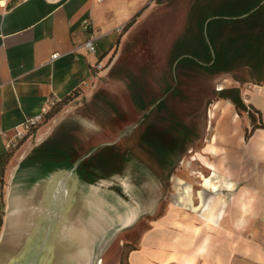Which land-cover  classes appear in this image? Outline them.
Masks as SVG:
<instances>
[{
	"label": "crops",
	"instance_id": "0c3cea01",
	"mask_svg": "<svg viewBox=\"0 0 264 264\" xmlns=\"http://www.w3.org/2000/svg\"><path fill=\"white\" fill-rule=\"evenodd\" d=\"M153 1L0 0V241L11 239L16 253L63 254L58 264L72 263L67 256L72 253L73 259L83 264H98L100 260L104 262L100 257L102 237L112 228H129L140 218L150 216V226L128 253L129 264H264V242L255 225L264 222V127L256 128L246 138L252 122L244 120L228 98L222 97L213 104L220 106L215 116L218 121L213 127L214 117L209 116L212 132L203 151L194 156L204 166L199 154L207 157L219 173L221 187L228 178L235 184L234 191H221L225 212L215 221H208L202 208L197 211L174 206L166 213L158 212L161 199L156 197L136 201L133 206L137 207V215L129 223L124 221L125 215L133 211L130 204H125L123 210L119 206L117 215L110 214L106 209L114 213L117 203L115 197H101L99 193V143H87L88 137L83 136L78 140L77 133L52 134V126L44 125L35 128L33 134L30 132L18 147H7L8 140L24 123L46 113L44 108L49 109L54 102L81 88L88 89L84 82H98L102 71L97 63L108 61L112 50L144 19ZM210 10L199 1L191 7L189 27L171 50L175 65L191 56L182 50L185 46L199 43L197 17L201 15H208L204 34L212 53L207 24L219 17L212 13L219 12ZM137 14L138 20L125 30ZM87 22L91 25L88 29ZM90 36L95 40L96 52L84 46ZM56 52L59 56L53 59ZM129 88L139 109L146 110L153 104L154 101H146L138 77L130 76ZM134 93L140 94L145 106L137 103ZM245 99L250 110L261 112L263 119L257 124H264V85L246 92ZM106 102L113 104L109 99ZM226 103L231 107L227 112ZM163 105L161 100L158 108ZM95 126L93 121L88 122L91 141L97 139ZM142 140L156 158L161 154L152 145L165 149L154 138L147 136ZM106 144L112 146L110 142ZM211 145L214 150L209 149ZM205 170L213 172L206 166ZM228 194L233 196L231 203L235 208L230 212ZM240 194L244 195L248 211L246 226L238 228L232 222L243 216ZM102 219L107 224L101 223Z\"/></svg>",
	"mask_w": 264,
	"mask_h": 264
},
{
	"label": "rangeland",
	"instance_id": "374dc122",
	"mask_svg": "<svg viewBox=\"0 0 264 264\" xmlns=\"http://www.w3.org/2000/svg\"><path fill=\"white\" fill-rule=\"evenodd\" d=\"M196 1L203 8L210 7V11L238 15L258 0H154L144 19L130 30L109 54L108 61L98 68L102 71L98 82L64 99L68 102L61 104L56 114L53 112L58 102L52 104L31 130L33 134L35 128L51 125L52 134L74 132L79 135L78 140L88 137L85 142L99 143V193L101 197H115L117 203L114 213L106 209L110 214L117 215L119 206L123 210L125 204L133 205L141 198L150 197L161 199L158 212L166 213L174 206L189 210L187 202H175L186 184L192 185L194 204L199 205L197 211L202 203L200 191L205 200L219 195L204 190L199 173L210 174L202 162L193 160L196 152L203 151L212 132L209 109L222 98L219 90L223 88H238L248 104L246 92L264 85V71L260 73L247 64L215 74L190 65H175L176 58L171 50L176 39L189 27V12ZM132 75L141 80L146 101H154L146 110L139 109L132 99L129 88ZM107 99L113 104L107 103ZM161 100L164 105L158 108ZM253 112L256 122L262 121L261 112ZM216 117L212 119L213 127L218 121ZM241 117L252 122L248 111H242ZM91 121L97 125V139L92 141L88 130ZM147 136L165 147L167 155L163 159L156 158L149 144L142 140ZM109 142L111 147H107ZM183 179L186 184H180ZM228 197L227 210L234 211L233 196L228 194ZM145 217L129 228H112L99 242L102 247L100 257L104 258L105 264L126 263L129 250L138 245L140 234L150 226V216ZM105 222L102 219L101 223ZM255 225L261 231L260 241L264 242V222L258 221Z\"/></svg>",
	"mask_w": 264,
	"mask_h": 264
},
{
	"label": "trees",
	"instance_id": "16d2710c",
	"mask_svg": "<svg viewBox=\"0 0 264 264\" xmlns=\"http://www.w3.org/2000/svg\"><path fill=\"white\" fill-rule=\"evenodd\" d=\"M258 0L256 3L250 5L246 11L240 14H226V13H212V15H219L213 18L208 24V36L212 42V47L215 51V57L212 56L210 47L207 43L204 34V25L208 15H201L197 25V43L196 45L185 46L184 50L189 57H185L180 61V65H190L198 69L205 70L209 73L215 74L220 72H228L237 67L239 64H247L258 70L260 73L264 71V3ZM259 7L245 17H238L244 13L250 12L256 6ZM137 14L125 26L127 30L137 20ZM182 46V45H181ZM180 46V48H181ZM182 52V51H181ZM202 61V63L200 62ZM78 92V91H76ZM69 96L54 102L57 106L54 108L53 114H56L61 109V104L68 102L64 100ZM133 97L142 107V97L138 93H134ZM220 97L230 99L241 115L242 111H248L252 118V129L247 130L246 138H249L252 132L258 127H264L263 123L257 124L254 118V110H250L243 100L240 90L238 88H223L220 90ZM64 100L63 102H60ZM60 102V103H59ZM155 152L161 154L158 158L165 157L166 150L160 146L152 145ZM164 155V156H163ZM135 247H132L133 249ZM130 249V250H131ZM129 250V251H130ZM125 264H129L126 261Z\"/></svg>",
	"mask_w": 264,
	"mask_h": 264
},
{
	"label": "bare ground",
	"instance_id": "6f19581e",
	"mask_svg": "<svg viewBox=\"0 0 264 264\" xmlns=\"http://www.w3.org/2000/svg\"><path fill=\"white\" fill-rule=\"evenodd\" d=\"M227 105H225V112H227L228 108H231L229 106V103H226ZM218 108H220V106L218 104L213 105V108L210 110L209 112V116L211 118L216 116V110H218ZM235 116H237L235 114ZM264 138V135L262 136ZM209 149L214 150V148L212 147V145L209 147ZM200 158L206 167L208 168H213V172L210 175H205L203 173H199V176L202 179V185L204 187V190H208L209 192L212 193H217L219 195H212L211 197H209L207 200H205V196L203 191L199 192V197L202 199V203H201V208L203 209V212L207 218L208 221H215L217 218H219L220 216H223L224 212H225V204L226 202L224 201V198H222L220 195L221 191H230L233 190L235 188V184L234 181L231 180L230 178H228L225 181V185L224 187H221V185L219 184L220 181V176L218 171L215 169V167L209 162L207 161V157H205L202 154H199ZM193 160H195V157L193 158ZM198 160V159H197ZM180 184H186V181L183 179L181 180ZM228 188V189H225ZM234 191V190H233ZM243 194L239 195V198L241 200L240 202V207H241V212L243 214V216H238L235 220H233V224H235L238 228H241L242 226H246V218H245V214L248 211V204L245 201ZM243 197V199H242ZM187 202L186 204V208L187 209H197L199 207V205H195L194 204V199H193V188L191 184H186L183 185V192L182 194H179V196H177V200L175 201L177 204H180L181 202ZM219 205L221 206L219 208ZM131 208H129L130 210H133L131 212H129L127 214V216L125 215V223H129L130 221H132L135 216L137 215V207L135 206H130ZM98 264H104L103 260L98 263Z\"/></svg>",
	"mask_w": 264,
	"mask_h": 264
},
{
	"label": "water",
	"instance_id": "95a60500",
	"mask_svg": "<svg viewBox=\"0 0 264 264\" xmlns=\"http://www.w3.org/2000/svg\"><path fill=\"white\" fill-rule=\"evenodd\" d=\"M263 3H264V0L261 1V4ZM258 7L259 5L256 6L254 9H252L251 12L256 10ZM251 12L241 15V17L247 16ZM211 49H212V55L213 57H215V51L213 47ZM108 234H106L104 237H107ZM104 237L101 238L102 241ZM50 255H51V258H49ZM68 255H69V259H71L72 261V263L70 262V264H83L81 260L78 261V260L73 259L74 254L68 253L67 256ZM59 257H63V254H59V256H57L56 254H46V253L44 254L43 252H39V253H29L28 256H25L24 254L15 252V245H13L11 239L7 238V241H5L4 243H3V238L0 241V264H44V262H46L45 264H58ZM49 260H54V262L52 263L47 262Z\"/></svg>",
	"mask_w": 264,
	"mask_h": 264
},
{
	"label": "built area",
	"instance_id": "2783aa9c",
	"mask_svg": "<svg viewBox=\"0 0 264 264\" xmlns=\"http://www.w3.org/2000/svg\"><path fill=\"white\" fill-rule=\"evenodd\" d=\"M52 3H62L67 0H46ZM98 1H104V0H98ZM90 23H85V28H90ZM84 46L91 52H96L97 47L95 44V40L92 36H90L84 43ZM59 56V53L56 52L52 55V58H57ZM103 66L102 62L99 61L96 65V67L101 68ZM88 82H84V86H88ZM222 88V87H221ZM48 109L44 108V112H47ZM42 115H40L38 118L32 119L24 123L21 128H19L13 138H10L7 142V147L12 149L18 147L20 142L26 138V136L31 132L32 128L41 120Z\"/></svg>",
	"mask_w": 264,
	"mask_h": 264
}]
</instances>
